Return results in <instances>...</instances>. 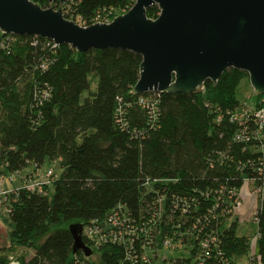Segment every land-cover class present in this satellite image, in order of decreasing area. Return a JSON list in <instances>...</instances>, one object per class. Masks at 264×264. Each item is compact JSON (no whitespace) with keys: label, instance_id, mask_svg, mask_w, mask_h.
<instances>
[{"label":"trees","instance_id":"16d2710c","mask_svg":"<svg viewBox=\"0 0 264 264\" xmlns=\"http://www.w3.org/2000/svg\"><path fill=\"white\" fill-rule=\"evenodd\" d=\"M32 1L61 9L81 26L133 5ZM159 12L153 5L147 16L155 19ZM16 38L0 49V165L15 172L49 161L63 171L45 194L21 190L11 202L9 246L0 248V264H9L3 249L19 248L33 255L21 254L18 264H78L87 256L73 252L70 226L82 232L118 208L140 226L154 219L158 243L168 238L188 252L170 264H195L202 243L210 251L206 264H239L250 253V238L238 234L232 219L246 182L259 191L257 256L264 264V128L241 118L237 88L245 72L230 68L217 84L207 80L190 94L162 93L152 116L139 104L152 93L131 92L141 56L113 48L78 52L40 36ZM255 97V110L264 109V96ZM143 235L133 245L139 255L155 249L143 245ZM91 251L88 260L98 264H131L119 244Z\"/></svg>","mask_w":264,"mask_h":264},{"label":"water","instance_id":"95a60500","mask_svg":"<svg viewBox=\"0 0 264 264\" xmlns=\"http://www.w3.org/2000/svg\"><path fill=\"white\" fill-rule=\"evenodd\" d=\"M61 6L67 0H46ZM159 8L157 18L147 9ZM0 31L40 36L78 52L119 49L141 56L134 95L147 92L190 94L217 84L230 68L248 75L256 95L264 96V0H133L109 23L81 26L61 9L32 0H0ZM73 252L92 251L81 226H70Z\"/></svg>","mask_w":264,"mask_h":264},{"label":"built area","instance_id":"2783aa9c","mask_svg":"<svg viewBox=\"0 0 264 264\" xmlns=\"http://www.w3.org/2000/svg\"><path fill=\"white\" fill-rule=\"evenodd\" d=\"M111 12L102 15L98 14L95 17L94 23H105L109 22L111 19ZM105 21V22H104ZM0 49L6 50L11 43L15 42L16 34H7L0 31ZM53 46L56 47L58 44L54 43ZM152 96L143 97L139 100V104L144 108L148 109L151 115L155 116L156 106L160 92H150ZM241 118H245L247 122L249 119L256 124L258 130L264 128V109L258 110H243L241 111ZM237 115H231L232 119H235ZM249 118V119H248ZM255 133H253L254 135ZM54 176L53 170L48 169L45 174L41 173V168L33 167L29 172L23 173L21 171L10 172L7 170L5 165H0V213L4 211L7 215L11 210L12 201H14L21 190L38 192L41 194L46 193V188L52 182ZM17 182H19L17 184ZM246 182L245 184H248ZM258 190H253L252 194L257 197ZM239 200L234 208L237 210L241 204L240 192L238 194ZM257 209V206H256ZM256 209L254 212V221L256 223ZM156 223L154 219H151L148 223L143 225L136 224L130 217L124 215L122 211L118 208L111 211L103 220L93 221L89 225H85L81 235L89 243L87 247L91 249H96L107 243H114L122 245L126 251V259L131 262V264H162V259L160 251L163 249L175 251L179 249L178 243H175L171 239H164L161 244L156 241L158 232H155ZM147 228V231L145 229ZM144 233L143 238L144 246L155 245V249L150 248L147 251H143L140 255L133 249V245L139 242V234ZM257 239V235H256ZM161 246V247H160ZM178 248V249H177ZM210 257L209 246L207 243H202L200 246V254L196 258L195 264H206L207 259ZM249 264H261L257 253L248 255ZM78 264H98L93 261H89L88 257H83V259L77 262Z\"/></svg>","mask_w":264,"mask_h":264},{"label":"rangeland","instance_id":"374dc122","mask_svg":"<svg viewBox=\"0 0 264 264\" xmlns=\"http://www.w3.org/2000/svg\"><path fill=\"white\" fill-rule=\"evenodd\" d=\"M121 12L117 11L113 17H111V22L115 17L123 15L127 12ZM105 22V21H104ZM105 22V23H109ZM253 88L250 85L248 75L243 77L238 88H237V96L240 101L241 109L243 110H255L256 106V97ZM264 100V98H263ZM32 169L31 166L25 168L23 170V173L29 172ZM48 169H52L54 171V175L56 178L60 177L62 174V169L58 162H49L46 161L42 168L41 173L45 174V172ZM19 182H17L18 184ZM254 190V186L252 183L245 184L241 190H240V196H241V204L239 208L234 212V216L232 220H237L238 222V234L243 236H248L250 238V255L253 253H257V239H256V232H257V225L254 221V212L257 206V197L255 194H252ZM248 196H251V200H249ZM245 209V214L243 216H239L238 212L242 211V209ZM11 229V226L8 223V216L4 211L0 213V248H6L9 246V233L8 231ZM89 248V247H88ZM91 250V248H89ZM162 260L167 261V264H170V259H179L182 257H189L188 252L184 251L183 249L179 248L178 251H168L166 249H163L160 251ZM1 254L6 255L9 257V264H18L17 258L21 254H26L27 258L31 257L33 255V251L25 249V248H19L15 251H5L4 249L1 251ZM94 254L91 256L93 257ZM162 263V264H166ZM239 264H249V257L245 256L240 259Z\"/></svg>","mask_w":264,"mask_h":264},{"label":"crops","instance_id":"0c3cea01","mask_svg":"<svg viewBox=\"0 0 264 264\" xmlns=\"http://www.w3.org/2000/svg\"><path fill=\"white\" fill-rule=\"evenodd\" d=\"M250 197H251V196H248L249 200L252 201ZM245 209H246V208H244V209H242V211L238 212V215H239L240 217L243 216V215L246 213V212H245Z\"/></svg>","mask_w":264,"mask_h":264}]
</instances>
